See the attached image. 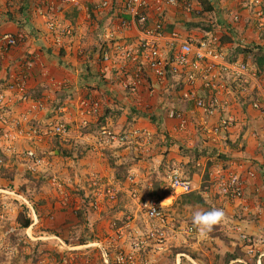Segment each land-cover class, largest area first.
I'll use <instances>...</instances> for the list:
<instances>
[{"label": "rangeland", "instance_id": "1", "mask_svg": "<svg viewBox=\"0 0 264 264\" xmlns=\"http://www.w3.org/2000/svg\"><path fill=\"white\" fill-rule=\"evenodd\" d=\"M210 1L217 10L203 17L199 14L202 10L200 0H191L194 12H185L182 8H166V17L168 11L177 16L173 30L188 32L197 39L203 36H213L219 40L225 38L223 51L228 55L240 45L238 41L247 46L264 44V26L258 24L257 17L250 13L249 21H256L251 23L254 25L252 28L242 22L247 21L241 15L243 9L239 10L244 0ZM41 9L31 10L30 19L22 21L24 26L19 28L18 33L23 34L24 38L10 51L22 57L13 62L12 65L17 67L7 74L0 89V94H11L13 100L12 106L0 108V116L10 118L13 124L8 129L7 139L3 137L4 132L0 133V264H260V261L264 264V171L256 170L257 165L252 161L255 168L253 172L248 168L235 171L230 169L231 163L227 160L231 157L222 153L224 151L221 148L223 145L229 147L228 142L215 148L216 153L203 147L206 142L208 146H215L221 141L219 139L214 143L210 139H202L204 144H196V140L183 139L177 132L173 134L167 128H162L154 136L150 124H157L149 117L141 119L137 127L149 131L152 139L115 147L102 145L97 140L102 128L127 131L136 126L126 117L130 109L139 108L152 115L150 103L149 106L136 105L130 101L132 94L122 89L117 71L110 67L109 77L104 78L107 73L100 71L98 67L101 64L94 57L93 49L98 33L108 27H116L119 18L109 20L106 11L89 16L83 10L81 14L73 9H63L61 15H56L60 19L65 16V22L71 23L75 29L73 36H68V42L64 45L67 48H63L50 42L48 37L50 34L47 32L46 21L55 13ZM14 12L18 20L20 14ZM41 12H45L46 19H43L44 14ZM237 13L240 14L238 23L233 21V15ZM156 16V21L161 20L158 19L161 16ZM219 21L223 22L221 29L217 26L214 31L205 30L207 26ZM197 22L201 24L199 27L188 25ZM225 22L233 26L235 24V33L227 30ZM166 24L165 21V27ZM130 31L126 30L127 38L123 37V42H135L136 36L130 34ZM242 34H246V37H242ZM77 37L76 43L72 41ZM41 39L49 43L45 45L39 41ZM9 53L0 61H6ZM46 58L53 65L57 62L55 69L64 73L63 79H59L64 83H55L49 77L50 73L44 70L48 81L45 82L46 86L36 85L31 88L26 81L28 89L25 96L15 89L9 92L13 74L28 71L29 79L33 67L45 65ZM73 58L82 62L77 67L80 74L83 75L89 69L97 75L95 80H91V86L87 87L91 90L84 87L85 75L76 79ZM36 61L38 65H35ZM88 61H95L92 67ZM30 63L33 64L32 69L28 68ZM246 64L256 70L251 61ZM54 75L59 74L54 71ZM263 80L264 75L259 77L258 86L255 84L254 87L263 89ZM76 82L80 85L77 88ZM95 84L102 89L106 85L116 93L113 96L108 94V97H105V93L104 100L100 101L102 90L97 89L99 87ZM96 90L99 91L98 95ZM78 91L81 93L80 98L89 91L88 95L95 96L101 102V113L95 117L99 119L97 123L106 116L108 105L122 109L123 114L117 117L110 115L108 125L99 127V131L90 120L87 126L80 123L81 118L78 127H73L77 122L74 121V113L78 96H74ZM120 91L123 98L119 97ZM150 91L145 90L149 95L148 100L153 97ZM231 94L244 96L236 87L227 88L219 94L224 108L218 114L229 107ZM257 99L256 102L259 101ZM71 103H74V111L71 110ZM260 104L263 109L262 102ZM63 108L69 110L62 114ZM69 113L73 116H69ZM224 115L232 116L235 126V117L228 113ZM48 120L70 123V136L42 138L32 143L19 135L21 131L27 134L33 129L45 128ZM187 130L185 132L188 133ZM75 132L80 134L79 138ZM164 135L167 137L161 139ZM157 140H160L159 143ZM9 145H13L11 149ZM29 151L34 152L33 157L28 154ZM157 152L163 157L158 159ZM174 170H179L182 176L193 180L195 191L190 194L201 196L204 203H188L183 197L187 194L173 190L170 175ZM219 172L240 175L244 183L242 200L230 202L219 194L217 186H210V181L217 179ZM167 193L170 195L165 196ZM172 195L174 199L169 198ZM149 199L162 201L164 206L171 202L165 210L163 222L148 218L139 208L140 200ZM213 209L222 210L223 219L211 232L202 236L193 226L192 216L197 211ZM28 221L31 225L24 228ZM191 228H194L193 232L189 231ZM231 254L238 255L243 263L232 260Z\"/></svg>", "mask_w": 264, "mask_h": 264}, {"label": "built area", "instance_id": "2", "mask_svg": "<svg viewBox=\"0 0 264 264\" xmlns=\"http://www.w3.org/2000/svg\"><path fill=\"white\" fill-rule=\"evenodd\" d=\"M16 0H0L5 4H10ZM42 6V11L54 12L46 22L47 31L58 47H65L68 36H73L75 29L71 24H62L59 15L64 8L62 5L72 6L78 9H84L89 16L92 13L103 14L118 18L120 14L127 16L118 19L116 27H108L98 33L97 40L107 47L102 49V53L95 54L101 65L117 69L121 77L122 89L132 95L139 93L145 84L149 85L150 77L155 82L162 84L169 82L182 100L192 101L198 110L203 111L205 116L212 117L218 115L219 110L224 108V103L219 94L227 88L234 85L239 92L247 96L251 88L256 84L258 86L259 76L256 70L250 69V66L241 61L231 62L220 48V42L217 37L203 36L197 39L189 34L181 33L177 30L168 31L160 20L155 24H150L152 12L163 13L166 8H182L185 12L194 10L193 5L188 0H37ZM61 3V4H59ZM245 9L252 11L259 20V24L264 26V0H244ZM42 15L45 13L41 12ZM59 14V15H56ZM98 16V15H96ZM44 14L43 19H46ZM109 18V19H111ZM240 14L233 15V21H239ZM113 21V20H112ZM133 30L136 36L134 43L123 42L126 30ZM133 36V37H135ZM21 33H1L0 34V58L7 54L23 40ZM74 38V37H72ZM97 43V41H96ZM66 48V47H65ZM33 64H28L32 68ZM10 90H18L23 96L27 93V83L25 74H13L11 76ZM233 86V87H232ZM207 91L208 97L200 95V89ZM149 89V88H148ZM151 90V89H150ZM153 94V88L150 95ZM13 100L11 94H0V108L12 106ZM255 109H261L260 102H253ZM37 106V104L35 105ZM34 106V107H35ZM77 112L81 118L82 124L88 125L92 117H96L101 108V102L93 95H87L79 98L76 104ZM168 117L177 120L179 130L186 131L189 126V119L184 112L175 109H169ZM61 113L63 111L61 110ZM76 122V121H75ZM232 116L220 115L217 121L212 125H201L202 133L207 139L214 142L216 140H227L231 128L234 126ZM11 119L0 116V133L4 132L3 137H9L8 129L11 127ZM81 124V125H82ZM13 125V124H12ZM71 124L60 120L46 123L45 128L33 129V131L20 136L24 140L34 143L37 139L49 137L70 136ZM150 140L152 135L147 130L133 128L127 131L112 130L107 127L99 131L98 142L102 145L115 147L126 145L128 143L139 142L140 140ZM209 141V140H208ZM13 144V141H12ZM13 145H9V149ZM30 156H34L33 151H29ZM213 177V176H212ZM217 179L210 181L214 187H218L219 194L228 201H239L243 199L244 183L240 175L236 173L224 172L217 174ZM170 185L175 192L190 194L195 191L194 183L182 176L179 170L172 171L170 175ZM139 208L150 219L164 221L165 208L162 201L155 199L140 200ZM154 210V212H153ZM194 231V228L189 230ZM246 241V237H243ZM249 242V240H248ZM252 252V250H250ZM261 264V261H260Z\"/></svg>", "mask_w": 264, "mask_h": 264}, {"label": "crops", "instance_id": "3", "mask_svg": "<svg viewBox=\"0 0 264 264\" xmlns=\"http://www.w3.org/2000/svg\"><path fill=\"white\" fill-rule=\"evenodd\" d=\"M59 4H61V3H59ZM238 5H241V4H238ZM22 7H26V8H29L31 10H36L38 8H42V6L40 5V2L37 0H16V1H12V3H10L8 5L5 4L4 2H0V34L1 33L16 34L19 32V27L15 23V20H16L15 19L16 18L15 13L16 12H14V11H19ZM240 7L241 8L239 10L243 9L241 11V15L243 14V16L245 18H247L246 22H245V20L241 19L242 22H244L245 25L248 24L247 27L252 28L254 25L251 23L256 22V21H249V18H250V13H252L253 16H254V13L252 11H249L248 9H245L244 4L241 5ZM62 8H64L65 11L68 9H73V11H76V12L80 11L81 14L83 11L85 12V10L82 8L78 9V8H75L72 6H67V5H62ZM66 8H68V9H66ZM169 8H173V7H169ZM8 10L11 11L10 12L11 14H7L9 12ZM167 10H168V8H167ZM165 11H166V9L164 10L163 13H157V12L153 11L152 12L153 20H155L154 18H157L156 15L158 14V16H161L160 18H158V19H161L160 21H166L168 24L170 23L169 25H173L174 23L176 24V17L177 16H174V14H172L171 11H168V13H167L168 18H167ZM106 16H108V15H106ZM64 17L65 16H63L61 19L59 18L60 22L62 24H71V23H66L65 20L63 19ZM108 17L111 18L112 13ZM17 18H18V15H17ZM252 18L255 19V17H252ZM111 19H109V20H111ZM177 24H180V23H177ZM258 24H259V22H258ZM181 26H182V23H181ZM234 26H235V24H234ZM236 26L238 27V25H236ZM221 28H222V26H218V29H221ZM184 30L185 29H183V31ZM183 33L189 34L188 32L187 33L183 32ZM130 34L133 35L134 31L131 30ZM76 36H77V34H76ZM48 37L50 38V42L53 43L54 40L51 37V35H48ZM242 37L245 38L246 34H242ZM76 39H78V37L75 39H72V41H74L76 43ZM39 41L43 42L45 45H46V43H49L44 39H41ZM67 42H68V40H66L65 43H67ZM13 53H14V51L9 53L8 59L6 61H4V62L0 61V89H2L1 83H3V81H5L7 79L6 78L7 74L12 73V71L17 67L15 65H12L13 62L15 60H18L20 57H22L21 55L19 56L17 54L13 55ZM85 59H86V57L84 58V62L86 61ZM61 60H64V59H61ZM72 61H73L72 64L76 67V70H75L76 73L75 72L74 73L76 74L75 77H77L76 79L78 80L80 75H82V74H80L81 71H79V68H77V67L82 62H79V60H77L76 58H73ZM88 62L91 63L90 67H92L91 65L95 61H88ZM44 64L45 65L41 64L37 68L33 67L34 70H31L32 72L30 71L31 73L29 74V76H30L29 79H28V75H27L28 71L26 73H24L26 78H27L29 87L34 88L36 85H40V86H43V85L46 86L47 85V84L45 85V82L47 81V79L45 78L46 72L44 70H47V74H48V72L50 73L49 77L52 78L55 81V83H59V84L64 83L63 80H59V79H63L62 75H64V73L62 74L61 73L62 71L55 69L57 62H55V64L53 65L52 62L51 63L47 62V58H46V62ZM35 65H38L37 61L35 62ZM8 67H10V68L8 70H6ZM98 68H100V71L102 73H107V76H103L104 78L109 77L108 75H110L109 74L110 73V70H109L110 67L109 68L107 67L105 69V66L101 65ZM111 70H113L115 72L117 71V69H115V68H112ZM54 71L56 73H58L59 75H54ZM60 73H61V76H60ZM83 75L86 76V77L84 76L86 78L84 81L85 82L84 87H86V88L91 86V80H95V78L97 76L94 74V70L92 71L89 69H86V71ZM105 82H106V80H105ZM149 82H150L149 83V89L152 90V88H153V91H154L153 97L150 98V100H148V98H147L148 94L145 92V90L148 89V86L146 87V85L144 84L143 87L140 89L138 94L132 95V98H130V101L134 102L136 105L137 104L138 105L144 104V105L149 106V103L152 105L151 117L155 118L156 124H157L155 126L150 124L152 126L151 129L153 131L154 136L157 135L158 131H161L162 128H164V129L167 128L168 131H172L173 134H175V132H177L180 135V137L183 139L196 140L197 141L196 144H198L200 142L203 143L204 141H202V139H205V140H208V139L202 133L201 125H203V124L212 125L217 121V119L219 118L220 115H222V114L224 115L225 113L232 114L236 119V124L233 128H231V132H230L228 139L219 141V143H217V145H215V146H208V143L206 142L205 145H203V147L205 149L208 148L209 149L208 151H214V153H216L215 148L216 149L220 148L221 144L223 142H225V143L228 142L230 144L229 147H227V145H223L221 148L224 151L222 153H225L226 155H228L229 157L232 158V159L229 158V160H227L228 162L231 163V165L229 167L230 169L235 171V170H240L241 168H245V169L248 168V169H251V171L253 172L255 168L251 164V161H252L253 163H255L257 165L256 170L262 169L264 171V108L261 110H256L253 107V105H251V103L255 101L254 99H257V97H259V101L262 102V104L264 106V88L260 90V89H256L255 87H252L250 95L245 96V97L244 96H237L238 94H236V95L231 94L229 96V99H230L229 107L222 110L220 112V114H218V115H215L212 117H207V116H205L203 111L198 110L195 107L194 102L182 100L179 97V94L177 93V89L171 90V88H173V87H172V85L169 84V82L159 84V83L155 82L153 77H150ZM75 85H76L75 86L76 88L80 86L78 82H76ZM95 85H96V87H99V86H97V84H95ZM54 86L52 85V87H54ZM263 86H264V80H263ZM104 87H103L104 89H102L100 87L97 88L99 90L100 89L102 90L101 94H99V91L96 90L97 95L99 94L101 96V97L99 96L100 101L104 100L105 93H106L105 97H108V94H109V96L110 95L113 96L112 94L116 93L115 90H110L109 88L106 87V85ZM87 89L91 90V88H87ZM112 89H115V88L113 87ZM89 91H87L85 94L89 93ZM113 91H115V92H113ZM85 94H83V95H85ZM200 95H202L204 97H208L207 91L204 90L203 88L200 89ZM77 96H78L77 100L75 99L76 104H77V101L79 100V98L81 96L80 91H78L74 97L76 98ZM119 97L123 98V95H121V91L119 92ZM164 98H166V99H164ZM124 101L126 102V100H124ZM105 103H107V101H105ZM108 106H110V105H108ZM71 107H72L71 110L74 111V103H71ZM170 108L175 109V110H180V111L184 112L185 115L188 117V119H189V126H188V130H187L188 133L185 131H180L178 129L177 120H173V119H170L168 117L167 111ZM68 110H69L68 108H65V109L63 108L62 111H64V112L62 114H65ZM76 111L77 110L75 109V113H74L75 114V120L74 121H77V122H76V124L73 125V127L75 125H76V127H78L77 124L80 121L79 112L76 113ZM100 113H101V111H100ZM69 116H73V114L71 115L69 113ZM29 117H30V114H29ZM109 118H110L109 116L104 115L103 118L100 119V121L101 122H105V121L107 122L110 120ZM123 118H125V116H123ZM97 120H99V119H97L95 117L92 119L90 118V121L94 124L97 123ZM145 121L148 122L147 120H145ZM162 133H164V132H162ZM75 135H77V138L80 137V134L77 132H75ZM184 135H188V136H184ZM166 137H167V135H164V136H161L160 138L164 139ZM159 141L160 140H157V143H159ZM193 144L194 143H192V145ZM154 146H155V144H154ZM159 149H161V148H158L157 150H159ZM161 157H163V156L159 155V153H158V159H160ZM185 161L188 162L189 160H185ZM249 175H251V172L249 173ZM183 177L191 180L188 177H185V176H183ZM248 178L249 177L246 176V180H248ZM191 181L193 182V180H191ZM176 195H178V193ZM174 197L175 196L172 195L169 198L174 199ZM170 204H171V202L166 204L165 210L168 207H170L169 206ZM236 262L243 263V261H241L240 259H237Z\"/></svg>", "mask_w": 264, "mask_h": 264}, {"label": "trees", "instance_id": "4", "mask_svg": "<svg viewBox=\"0 0 264 264\" xmlns=\"http://www.w3.org/2000/svg\"><path fill=\"white\" fill-rule=\"evenodd\" d=\"M189 2H191V0H188ZM200 4L202 6V10L199 12L200 16H204L205 14H209V13H213L217 10V7L210 1V0H200ZM9 12L7 14H11L10 10H8ZM194 12V11H193ZM18 14H20V18L18 20H15V23L18 25L19 28H22L24 25H22V21H25V20H29L30 17H31V9L29 8H26V7H22L19 11H17ZM118 14H120V16L118 18H121L123 15H121L122 13L120 12V10L117 11ZM125 17L126 19L128 18L127 16H123ZM116 20L117 18L116 17H113L111 20ZM149 23L150 24H155V20L153 19H150L149 20ZM161 23L163 25H165V21H161ZM225 24H227L225 22ZM167 26L165 28H167L166 30L168 31H172L173 30V25H169V24H166ZM189 26L191 27H199L201 24L200 22H197L195 24H188ZM223 25V22L222 21H219L217 22L216 24H213V25H210V26H207L205 28V30H209L208 32H210L211 30H215L217 26H222ZM229 29V30H228ZM227 30L230 32V33H235L233 32L234 28H233V25L231 24H227ZM206 32V33H208ZM97 35V34H96ZM227 35V34H226ZM228 36V35H227ZM235 38L237 36H234ZM225 38H221L219 40L220 42V48L222 49V51L224 50V45L225 44L224 41ZM96 45H94V49H93V54L95 56V54H98V53H102V49L106 48L107 47V44H103L101 42H99L97 40V37H96ZM238 46H236L232 52H231V55H228L227 53V58L229 61L231 62H235V61H241V62H244V63H247L248 61L250 62L251 61V65L254 66V68L256 69L257 73H258V76L261 78L263 75H264V44H253V45H250V46H247L245 44H243L241 41H238ZM224 52V51H223ZM62 54H64V52H62ZM91 58L93 57L92 55L90 56ZM236 86L234 85V88ZM89 93L85 94L84 96H87ZM259 100V99H258ZM256 101V99H255ZM260 102V101H258ZM139 108H132L130 109V114H127L126 117L128 119V121L132 122L131 124H135L136 126L134 128H138L137 124L138 122L141 120V119H144V118H150V120L153 122V121H156L154 117H151V114L149 113H146V112H142L141 110H138ZM107 114L106 116H114V117H117L121 114H123V110L122 109H119V108H116L115 106H109L107 109ZM117 119V118H116ZM104 121V120H103ZM108 125V123L105 121V122H99L97 124H95V127L97 131L99 127H104ZM130 129H133V127L129 128ZM170 195V193H167L165 196H168ZM185 199H187V202L188 203H192V202H196V203H204V200L201 196L199 195H196V194H187L185 196H183ZM82 216V214L80 213V217ZM31 225L30 221L26 222L24 224V228H28L29 226ZM231 259L232 260H237L239 259V256L236 255V254H231Z\"/></svg>", "mask_w": 264, "mask_h": 264}, {"label": "clouds", "instance_id": "5", "mask_svg": "<svg viewBox=\"0 0 264 264\" xmlns=\"http://www.w3.org/2000/svg\"><path fill=\"white\" fill-rule=\"evenodd\" d=\"M223 216L224 212L220 209H213L206 212L197 211L192 216V224L203 236L211 232L213 227L222 221Z\"/></svg>", "mask_w": 264, "mask_h": 264}]
</instances>
